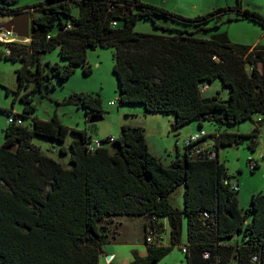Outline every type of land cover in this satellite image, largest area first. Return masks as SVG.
Returning a JSON list of instances; mask_svg holds the SVG:
<instances>
[{
    "label": "trees",
    "instance_id": "obj_1",
    "mask_svg": "<svg viewBox=\"0 0 264 264\" xmlns=\"http://www.w3.org/2000/svg\"><path fill=\"white\" fill-rule=\"evenodd\" d=\"M15 2L0 0V13L10 16L28 9ZM72 3L78 6L76 15ZM227 10L215 7L184 17L142 0H42L33 6L37 13L32 15L30 40L0 42L5 48L0 59L22 62L14 93L23 103L20 114L12 113L22 124H8L0 145V264H99L102 244L117 234L109 225L119 216L146 220L147 257L127 264L157 263L171 248L159 239L162 219L168 222L171 245H176L182 215L185 264H264V191L253 194L242 209L219 158L221 146L246 142L251 151L258 146L264 119V45L234 43L226 31L195 36L218 29ZM236 10L264 27L261 13L240 6ZM158 16L182 27L158 25ZM139 18L152 21L162 33L134 31ZM98 46L113 49L119 103L172 116L174 131L193 121L198 130L204 121L215 124L216 133L203 136L215 155H194L189 147L180 155L177 148L176 159L166 166L151 153L142 126L125 124L117 137L100 140L69 129L55 115L49 120L31 117L34 94L48 89L52 76L65 81L77 66L90 73L86 51ZM55 48L62 64H42L40 56ZM216 80L226 97H202L203 87ZM69 96L91 115L88 120L100 116L93 96ZM27 118L29 124L24 123ZM254 118L256 124L247 133L220 129ZM70 131L77 137L59 148L60 154H68V166L32 142L39 136L64 143ZM93 140L101 145L89 150ZM257 167L256 162L252 170ZM177 187L183 190L182 211L169 200ZM148 228L155 230L150 242Z\"/></svg>",
    "mask_w": 264,
    "mask_h": 264
},
{
    "label": "rangeland",
    "instance_id": "obj_2",
    "mask_svg": "<svg viewBox=\"0 0 264 264\" xmlns=\"http://www.w3.org/2000/svg\"><path fill=\"white\" fill-rule=\"evenodd\" d=\"M42 0H16L14 6L28 8L30 15L36 14L33 6ZM146 3H152L161 6L175 14L184 17H195L205 14L215 7L228 8L221 16V20L225 21L218 29L202 30L195 34L196 37H209L213 33L226 31L229 39L238 44L264 45V27L251 20L241 17L236 10L238 6L246 7L264 15V0H142ZM2 3H0L1 5ZM72 13H78V6L71 4ZM230 18L231 20L227 21ZM8 16L0 13V24L6 22ZM155 23L165 27H182V24L162 16L155 17ZM212 21L204 25H210ZM133 30L142 33L160 34L162 31L154 27L153 22L139 18L133 26ZM55 31V30H54ZM5 48L0 45V53ZM87 64L90 65L91 71L88 74L83 73L81 66H77L74 72L65 81H59L56 76L51 77V84L48 89L42 92H36L33 96L32 103L35 110L31 117L49 120L53 115L56 119L76 131H85L91 135L92 139H105L107 137L115 138L121 132L122 125L129 124L133 126L145 127V132L150 145V151L166 166L170 165L177 154L176 146L179 153H184L182 140L187 128L199 131L195 121L180 128L178 131L170 129V121L172 116L159 113H147L140 104H122L119 103V87L118 81L112 72L113 65V49L104 47H89L86 51ZM42 64L49 62L51 64H62V59L58 54V49H52L40 56ZM21 61H8L0 59V145L4 140V130L8 124L7 113L20 114L23 103L18 97H15V91L18 87V79L16 70L21 66ZM9 91L7 93V90ZM217 89V91H215ZM87 93L98 100L100 105L101 120L89 122L85 114L84 108L70 100L71 93ZM221 98L226 97V91L220 86L218 80L209 84V88L202 89V97H212L217 95ZM3 110V112H2ZM5 111V112H4ZM254 120H246L240 124L226 126L220 128L221 131H238L247 133L251 131L256 124ZM29 124L30 118L24 120ZM153 125V126H152ZM155 126V127H154ZM153 127V128H152ZM206 133H216L218 126L211 122L204 121ZM156 135L157 137H155ZM77 137L70 131L64 143H58L46 138L34 136L32 142L40 146L41 149L61 161L68 166V154H60L61 146H68L69 142ZM177 140V142H176ZM115 146V145H114ZM116 147V146H115ZM110 148H113L111 144ZM167 149V150H165ZM68 151V150H67ZM219 158L223 161L226 171L225 176L230 184H237L239 191L236 193L239 206L245 209L250 205L251 191L254 194L264 191V119L259 125V141L254 151L247 147V143L243 142L239 145L221 146L219 148ZM249 159L259 163V166L252 170ZM169 200L174 209L183 210V190L177 187L170 193ZM115 217L109 231H117L115 237L108 238L102 244V253L99 256V264H127L131 261H139L147 257V247L144 241V232L142 224L145 217L138 216L133 222L128 219ZM181 235L180 243L171 245L169 241V227L166 219H162L164 229L159 235L162 245L170 246L169 251L161 256L156 264H185L184 253L182 247L186 244V218L181 217ZM115 222L117 225H114ZM122 222V224H121ZM121 224V225H120ZM116 226V227H115ZM115 227V228H114ZM156 239V238H155ZM109 258V259H108Z\"/></svg>",
    "mask_w": 264,
    "mask_h": 264
},
{
    "label": "built area",
    "instance_id": "obj_3",
    "mask_svg": "<svg viewBox=\"0 0 264 264\" xmlns=\"http://www.w3.org/2000/svg\"><path fill=\"white\" fill-rule=\"evenodd\" d=\"M115 24V22H113ZM19 38L12 37L10 35L4 34L3 32H0V42L7 43V42H15L18 41ZM22 41V40H21ZM26 40H24L25 42ZM8 52V50H6ZM207 87H203V89H206ZM8 124H22V120L15 117L12 113L8 112ZM7 124V125H8ZM206 131L204 129H200L199 131H196L194 133H190L186 138L182 140L184 149L189 147L190 153L194 155H206L208 157H213L215 155L214 151L211 148V141L210 139H203L204 134ZM101 142L100 140H93L88 144V149L93 150L96 147L100 146ZM249 164L251 168L256 164V162H253L252 160L249 161ZM233 189L236 191L239 189L237 184L233 185ZM155 235V230L148 228L147 229V236L146 240L150 242L152 238ZM208 254L205 253L204 256L206 257Z\"/></svg>",
    "mask_w": 264,
    "mask_h": 264
},
{
    "label": "water",
    "instance_id": "obj_4",
    "mask_svg": "<svg viewBox=\"0 0 264 264\" xmlns=\"http://www.w3.org/2000/svg\"><path fill=\"white\" fill-rule=\"evenodd\" d=\"M8 17L9 18L7 22L0 24V32H3L4 34L10 35L12 37L23 38L24 40L29 41L30 34L33 29V22L29 18L28 11L13 13ZM101 119V116H92L89 121L95 122ZM149 264L156 263L152 261Z\"/></svg>",
    "mask_w": 264,
    "mask_h": 264
},
{
    "label": "crops",
    "instance_id": "obj_5",
    "mask_svg": "<svg viewBox=\"0 0 264 264\" xmlns=\"http://www.w3.org/2000/svg\"><path fill=\"white\" fill-rule=\"evenodd\" d=\"M22 12V11H21ZM29 13V12H28ZM33 15V14H32ZM32 15H30L29 14V18H30V20H32ZM9 18V17H8ZM7 21H8V19H7ZM6 21V22H7ZM2 24V23H1ZM19 39H23V38H19ZM22 41H24V39L22 40ZM256 45V44H255ZM252 46H254V44H252ZM209 88V85L207 86V89ZM215 91H217V89L215 90ZM171 122V121H170ZM187 125H190V124H187ZM153 126V125H152ZM186 126V125H185ZM155 127V126H154ZM187 127V126H186ZM198 127V126H197ZM204 127V126H203ZM153 128V127H152ZM190 128H191V126H189L188 128H187V131L184 133L185 135V137L184 138H186L190 133H194V132H196L195 130H193V131H191L190 130ZM144 129H146L145 127H144ZM204 129V128H203ZM205 130V129H204ZM236 132H238V131H236ZM145 134H146V132H145ZM155 137H157L156 135H154ZM146 139H147V136H146ZM147 142H148V145H149V141H148V139H147ZM176 142H177V140H176ZM175 147H176V149L178 148L177 146H176V144H175ZM149 149H150V145H149ZM179 149V148H178ZM165 150H167V149H165ZM257 165L259 166V163H258V161H257ZM238 191H239V189H238ZM252 193H251V197H252V195L254 194L253 193V191H251ZM120 218H122L121 219V221L122 220H125V219H128L129 220V222L131 223V222H133L135 219H138L139 217H136V216H133V217H128V216H121ZM146 221V220H145ZM145 221H144V223L142 224V228H143V232L145 231V227H146V224H145ZM121 224H122V222H121ZM120 224V225H121ZM144 238H145V236H144ZM145 241V240H144Z\"/></svg>",
    "mask_w": 264,
    "mask_h": 264
}]
</instances>
